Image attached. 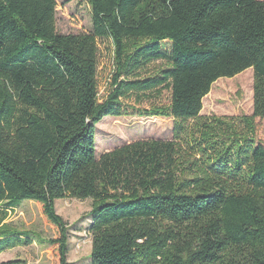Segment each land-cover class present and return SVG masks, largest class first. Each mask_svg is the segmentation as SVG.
Masks as SVG:
<instances>
[{"label":"trees","instance_id":"trees-1","mask_svg":"<svg viewBox=\"0 0 264 264\" xmlns=\"http://www.w3.org/2000/svg\"><path fill=\"white\" fill-rule=\"evenodd\" d=\"M87 3L91 31L61 34L56 0H0V242L16 240L0 253L32 242L3 224L32 201L53 230L52 264H67L54 203L89 199L91 264H264V1ZM105 41L113 72L100 99ZM247 69L252 113L202 115L213 83ZM151 98L138 113L171 119L172 139L97 159L96 125Z\"/></svg>","mask_w":264,"mask_h":264},{"label":"rangeland","instance_id":"rangeland-1","mask_svg":"<svg viewBox=\"0 0 264 264\" xmlns=\"http://www.w3.org/2000/svg\"><path fill=\"white\" fill-rule=\"evenodd\" d=\"M264 1V0H263ZM56 29L61 34L88 33L92 29L91 10L87 0H56ZM169 52L168 42L161 44ZM163 63L155 62L149 67L154 71ZM113 72L112 47L109 41L99 45L98 87L99 98L105 96ZM168 97L164 94L163 100ZM145 100L137 105L124 103L121 117H105L96 125L95 156L121 145L139 140H171L172 120L140 115V110L148 107ZM252 113V70L238 74L233 78L218 79L202 100L201 114L205 116H238ZM255 138L264 146V119L256 120ZM7 213L6 224L10 230L24 234L22 241L32 240L29 245L14 246L0 253V264H52V250L46 240L53 236L52 227L47 223L36 202L22 201ZM55 210L68 226L67 264H91V237L88 234L91 224V200L58 199ZM0 210L2 208L0 207ZM27 236H26V235ZM16 240L10 238L0 242V251Z\"/></svg>","mask_w":264,"mask_h":264}]
</instances>
